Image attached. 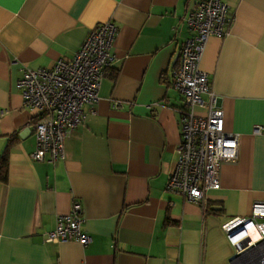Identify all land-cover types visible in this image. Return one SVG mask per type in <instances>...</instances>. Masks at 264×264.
<instances>
[{
	"label": "crops",
	"instance_id": "0c3cea01",
	"mask_svg": "<svg viewBox=\"0 0 264 264\" xmlns=\"http://www.w3.org/2000/svg\"><path fill=\"white\" fill-rule=\"evenodd\" d=\"M221 1L231 25L208 39L200 68L239 145L203 205L166 190L183 104L169 80L195 0H0V264H233L222 225L264 202V0ZM106 21L118 27L115 62L97 103L82 106L64 159L34 160L35 111L24 107L18 80L71 59ZM73 199L90 242L45 241Z\"/></svg>",
	"mask_w": 264,
	"mask_h": 264
},
{
	"label": "built area",
	"instance_id": "2783aa9c",
	"mask_svg": "<svg viewBox=\"0 0 264 264\" xmlns=\"http://www.w3.org/2000/svg\"><path fill=\"white\" fill-rule=\"evenodd\" d=\"M183 21L191 35L181 47L169 80L183 99L178 110L181 140L166 190L204 205L206 193L220 188L222 163L238 156V135L225 130L219 97L208 73L200 68L208 39L224 38L232 19L225 2L195 0ZM117 34L113 21L100 23L71 59H59L51 68L23 71L17 87L24 107L35 111L31 122L36 138L34 160L54 163L64 159L65 139L84 123L82 106L97 103L102 79L114 65L112 47ZM83 223L82 203L73 199L70 210L57 217L56 227L45 241L87 245L91 238ZM222 230L234 247L233 264H264V202L253 203L250 215L231 218Z\"/></svg>",
	"mask_w": 264,
	"mask_h": 264
},
{
	"label": "trees",
	"instance_id": "16d2710c",
	"mask_svg": "<svg viewBox=\"0 0 264 264\" xmlns=\"http://www.w3.org/2000/svg\"><path fill=\"white\" fill-rule=\"evenodd\" d=\"M0 179L6 181L7 179V158L4 157L0 163Z\"/></svg>",
	"mask_w": 264,
	"mask_h": 264
}]
</instances>
